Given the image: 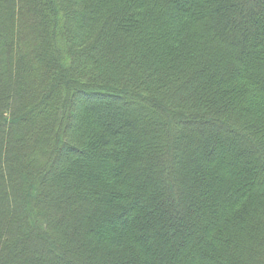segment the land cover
<instances>
[{"label":"trees","instance_id":"16d2710c","mask_svg":"<svg viewBox=\"0 0 264 264\" xmlns=\"http://www.w3.org/2000/svg\"><path fill=\"white\" fill-rule=\"evenodd\" d=\"M38 1L64 55L9 36ZM55 1L0 0V264H264V0ZM104 95L151 125L85 108L66 144Z\"/></svg>","mask_w":264,"mask_h":264},{"label":"rangeland","instance_id":"374dc122","mask_svg":"<svg viewBox=\"0 0 264 264\" xmlns=\"http://www.w3.org/2000/svg\"><path fill=\"white\" fill-rule=\"evenodd\" d=\"M55 2H56L55 5L57 7L55 9V11H61L63 4L62 3L60 4V2H58V0H56ZM35 6H36V8H34L35 12H36L35 20L37 21V23L38 22L41 23V25L43 27V30L41 31V29H38L36 27H31V26H33L32 25L33 22L31 23V25L28 24L26 26H23V24H21V21L17 20V22L15 23V27L14 26L13 27H9L8 26L9 27L8 31H9V34H10L9 36L17 37L19 40H21L22 42L26 43L30 47L32 52H37L44 45H48L47 48H49V50L52 51V52H53V49H54V51H55L54 53L56 55H58V53L64 55L65 53H67L66 50H65L66 49V45L64 43H62V42H58V40L56 38V39H54V42H55L54 44H56V45H54V48H51V46H49V45L52 44V41L49 38V34L48 33L50 31H52V33L54 31H58L59 36H63L64 37V33L68 34L69 24L68 23L66 24V22H65V24L64 23H60V22H54L53 21L54 18H53L52 10L51 9L47 10L46 7H44V4L41 1H38L37 5H35ZM25 11L26 10H24L23 7H21V8H19L18 13L20 15H24ZM2 14L7 15L5 12H3ZM0 18L3 21H5L7 16L0 17ZM20 51H21L20 45L17 44V46H16V54L18 55L20 53ZM52 52L49 54V57L47 58V60L49 62H53ZM125 52L122 53V55L124 54L123 56L126 55ZM130 56L132 57V54ZM21 57H24V61H23L24 65H26V66L32 65L33 60L31 58L30 54L29 55L22 54ZM60 62L61 61H58V63H60ZM26 66H24V68H22V69L26 70L27 69ZM22 69L20 68L19 65L16 64V69H15L16 71H20ZM25 72L23 74H25ZM22 77L25 78L26 75H23ZM170 85L171 84L163 83L164 91L166 90L163 93V95L168 97V99H167L168 101L170 99V97L168 96V92L171 91V89H169ZM158 92L159 93H157V96H159V97L162 96V93H160L161 91H158ZM166 93H167V95H166ZM166 103H168V102H166ZM92 107L94 108L93 110H92ZM85 108H87V111L88 110L93 111L92 115H94L96 113L95 111L97 110L98 113L100 114V117H101V119H99V122H102V121L105 122L107 119L108 120H112L115 117H118V115H119L120 118L125 119V120H131V119H136L137 121L139 120L140 123L137 125V128L140 131L143 129L144 125L145 126H150L151 125V122L149 121L150 118H151V115H150L149 111L136 107L135 101H131L129 103H123L122 101H120L119 98L110 97L109 95H104L102 97H93V96L81 97V98L80 97H78V98L76 97L74 102H73L72 110H70V115L68 117V123L67 124H69V127L66 130L65 138H63V139L67 140L66 144L70 143V144H73V145L82 146V145H80L79 142L74 141L73 130H76L78 128L76 132H80L78 130H80L81 127H83V125H85V127H86L87 121H82V117L85 114V113H83V112H85V110H84ZM208 116H211V115H208ZM221 119H223V118H221ZM155 120L160 123V120H159L158 117H156ZM159 126H161V124ZM188 129H190V126H188ZM159 147H160L159 144L154 146V148H156V149H159ZM62 152H65V151L62 150ZM184 154L185 153L178 154L175 157L177 159V161L180 162L181 160H183V158H184L183 155ZM67 155L68 156H72V155L73 156H77L76 153L72 152V151H68ZM90 161H88V165H91ZM172 161H173V159H172ZM53 167H52V169H53ZM44 171L45 170H42L41 174H43ZM38 179H40L42 181V177L41 176H39ZM49 186H52V185L49 183ZM46 193L48 194L49 191H46ZM121 221H122V218H120V219L118 218V221H117L118 223L117 224L121 223ZM94 234H95V232H94ZM97 234H98V236H97ZM97 234H96V239L98 237V240H99L101 238V236H102L101 232L98 231ZM54 235L55 234H53V233L51 235L49 234L51 239H55L56 238Z\"/></svg>","mask_w":264,"mask_h":264}]
</instances>
